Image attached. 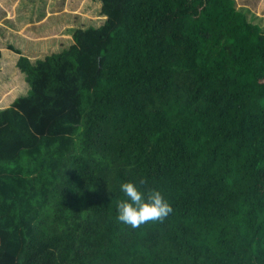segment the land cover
<instances>
[{
  "label": "trees",
  "instance_id": "1",
  "mask_svg": "<svg viewBox=\"0 0 264 264\" xmlns=\"http://www.w3.org/2000/svg\"><path fill=\"white\" fill-rule=\"evenodd\" d=\"M92 1L104 22L59 53L9 45L0 264H264L261 28L235 0ZM128 180L172 213L118 222Z\"/></svg>",
  "mask_w": 264,
  "mask_h": 264
},
{
  "label": "rangeland",
  "instance_id": "2",
  "mask_svg": "<svg viewBox=\"0 0 264 264\" xmlns=\"http://www.w3.org/2000/svg\"><path fill=\"white\" fill-rule=\"evenodd\" d=\"M235 4L264 34V0ZM104 20L101 3L92 0H0V108L28 88L16 69L20 56L10 52L9 45L31 61L43 59L70 46L74 30L99 27Z\"/></svg>",
  "mask_w": 264,
  "mask_h": 264
},
{
  "label": "clouds",
  "instance_id": "3",
  "mask_svg": "<svg viewBox=\"0 0 264 264\" xmlns=\"http://www.w3.org/2000/svg\"><path fill=\"white\" fill-rule=\"evenodd\" d=\"M144 179L140 185L146 184ZM120 197L116 203V219L133 229L149 221H163L172 213L170 203L161 191L155 188H146L141 191L137 182L128 180L118 182Z\"/></svg>",
  "mask_w": 264,
  "mask_h": 264
},
{
  "label": "crops",
  "instance_id": "4",
  "mask_svg": "<svg viewBox=\"0 0 264 264\" xmlns=\"http://www.w3.org/2000/svg\"><path fill=\"white\" fill-rule=\"evenodd\" d=\"M239 1V0H238ZM14 58V57H13Z\"/></svg>",
  "mask_w": 264,
  "mask_h": 264
}]
</instances>
